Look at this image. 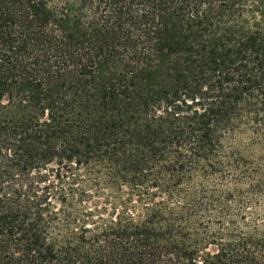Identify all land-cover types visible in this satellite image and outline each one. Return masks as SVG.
<instances>
[{
	"label": "trees",
	"instance_id": "trees-1",
	"mask_svg": "<svg viewBox=\"0 0 264 264\" xmlns=\"http://www.w3.org/2000/svg\"><path fill=\"white\" fill-rule=\"evenodd\" d=\"M0 264H264V0H0Z\"/></svg>",
	"mask_w": 264,
	"mask_h": 264
}]
</instances>
